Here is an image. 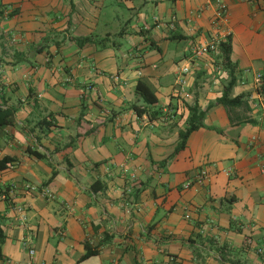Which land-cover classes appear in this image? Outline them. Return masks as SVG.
Wrapping results in <instances>:
<instances>
[{
	"label": "crops",
	"instance_id": "crops-1",
	"mask_svg": "<svg viewBox=\"0 0 264 264\" xmlns=\"http://www.w3.org/2000/svg\"><path fill=\"white\" fill-rule=\"evenodd\" d=\"M0 9V111L13 114L0 126V264H264V0ZM211 37L230 43V65L219 48L188 61ZM230 74L234 102L219 104ZM195 106L203 127L174 154ZM85 244L98 254L80 260Z\"/></svg>",
	"mask_w": 264,
	"mask_h": 264
},
{
	"label": "trees",
	"instance_id": "trees-1",
	"mask_svg": "<svg viewBox=\"0 0 264 264\" xmlns=\"http://www.w3.org/2000/svg\"><path fill=\"white\" fill-rule=\"evenodd\" d=\"M1 15V13H0ZM79 42L81 44H85V43H88V42H93V38L92 37H87V38H83V39H79ZM219 49L222 53V57H223V61L225 62V64L228 66L230 65V60H229V56H230V53H231V45L229 42H221L219 44ZM230 82L228 83L227 87H226V91L224 92L223 94V97L220 98L218 100L217 103L219 104H224L226 102L228 103H233L234 101L233 100H229L228 99V95H227V92L229 90H231V87L234 85L235 83V76L234 74H230ZM135 91L137 93V95H139L143 100L144 102L147 104V105H152V104H155L157 102V99L156 97L154 96L153 92L150 90V88H148V86H146L144 83L142 82H138L137 85H136V88H135ZM263 95H264V92H263ZM135 110L137 111V113L139 115L141 114H144L145 111L143 109H140L138 107H134ZM189 112H190V117H189V125L188 127L185 129V131H183L182 133L179 134V142L176 146V148L174 149V154L178 153L179 151L183 150L185 148V144H186V141L189 137V135L203 127L202 123H201V119H203L205 113L204 112H200L198 110V108L195 106L193 108H189ZM10 123H13V114L12 112H2L0 111V126L4 125V124H10ZM32 155L39 158V159H45L46 156L42 153H38L36 151L32 152ZM55 172L52 173L49 181L52 180V178L55 176L54 175ZM96 184V183H95ZM94 194H96V189H94L93 187V190ZM2 243V239H1V231H0V244ZM98 254V249H92L90 247H88L87 244H85V253L84 255L80 258V260H85L89 257H92L94 255H97Z\"/></svg>",
	"mask_w": 264,
	"mask_h": 264
},
{
	"label": "built area",
	"instance_id": "built-area-1",
	"mask_svg": "<svg viewBox=\"0 0 264 264\" xmlns=\"http://www.w3.org/2000/svg\"><path fill=\"white\" fill-rule=\"evenodd\" d=\"M226 12H227L226 7L219 2L216 13H215V23L217 25L224 24L225 19H226ZM0 13H1L0 20L7 19L9 16L7 10L0 9ZM220 43L221 41L219 40V38L211 37L208 40V42L194 46L192 48L191 56L189 57L188 61L197 65V63L201 61L202 57H204L205 55H208L209 53H215L218 50ZM189 71H190L189 66H185L181 69L182 74L189 73ZM114 79L117 80L118 77L115 76ZM254 89H255V93L258 99H261L263 97V92H264V76L259 73L254 74ZM206 179H207L206 172L201 171L198 173L195 181L200 184V183H203ZM187 187L188 185L184 186V188H187ZM18 211L22 213L23 209L20 207L18 208ZM28 254L31 258H33L35 255V252L32 248H29Z\"/></svg>",
	"mask_w": 264,
	"mask_h": 264
}]
</instances>
